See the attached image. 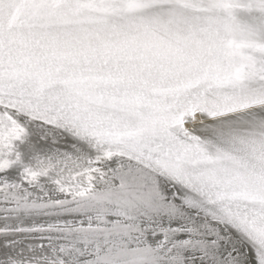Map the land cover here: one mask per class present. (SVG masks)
Here are the masks:
<instances>
[{
	"label": "snow or ice",
	"instance_id": "obj_1",
	"mask_svg": "<svg viewBox=\"0 0 264 264\" xmlns=\"http://www.w3.org/2000/svg\"><path fill=\"white\" fill-rule=\"evenodd\" d=\"M0 264H264V0H0Z\"/></svg>",
	"mask_w": 264,
	"mask_h": 264
}]
</instances>
